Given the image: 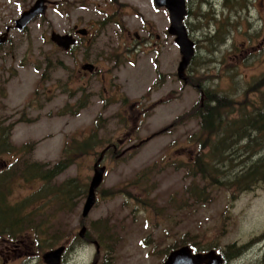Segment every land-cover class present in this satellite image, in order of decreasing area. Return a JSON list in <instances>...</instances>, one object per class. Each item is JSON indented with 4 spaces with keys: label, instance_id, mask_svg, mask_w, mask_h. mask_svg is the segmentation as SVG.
Masks as SVG:
<instances>
[{
    "label": "rangeland",
    "instance_id": "1",
    "mask_svg": "<svg viewBox=\"0 0 264 264\" xmlns=\"http://www.w3.org/2000/svg\"><path fill=\"white\" fill-rule=\"evenodd\" d=\"M37 1L0 0V34ZM48 1L46 15L14 30L0 50V143H10V152L27 148L18 158L0 149V178L10 172L9 188L0 192L10 206L30 200L27 212L49 234L0 237V264H45L44 255L61 246L68 249L64 264H164L183 244L222 256L229 246L246 247L230 263L223 257L225 264H264V188L238 193L194 176L204 155L212 157L213 141L206 144L194 113L208 94L226 97L235 120L242 111L264 110V30L232 27L230 1L223 11L224 0H186L185 26L196 50L186 84L178 76L182 55L169 34L170 15L153 0ZM76 25L90 30L88 41L69 52L54 46L52 33L73 34ZM86 64L95 72L83 71ZM196 86L204 90L203 102ZM98 125L101 143L49 188L17 169L31 162L48 171L63 158L67 141L89 138ZM114 145L118 152H107L100 164L106 173L97 204L83 219L94 165ZM235 150L234 158L246 155L241 144ZM244 159L227 162L224 177L241 170ZM76 180L86 197L62 212L45 192ZM198 194L207 200L198 201ZM12 216L1 213L0 226H12ZM83 227L88 240L80 238ZM9 241L23 246L17 250Z\"/></svg>",
    "mask_w": 264,
    "mask_h": 264
},
{
    "label": "trees",
    "instance_id": "2",
    "mask_svg": "<svg viewBox=\"0 0 264 264\" xmlns=\"http://www.w3.org/2000/svg\"><path fill=\"white\" fill-rule=\"evenodd\" d=\"M208 96L209 97L204 103V107L196 109L194 113H198L200 128L203 134L207 136L206 144L213 141L212 157L204 155L202 163H198L194 166L196 171L194 176L196 177L200 174L202 179L210 185L226 187L227 190H235L238 193L253 191L254 188L259 186L264 188V155L253 160L259 152L264 151V110H255L253 115L252 113L242 111L241 117L235 120L232 117L235 108L226 97L216 94H208ZM78 113L79 111L76 112V114ZM99 129H102L100 125H98L97 129L92 131L89 138L81 142H78L79 140L77 139L67 141L63 150V158L48 171H44L42 168L43 166L31 162L27 165L24 164L22 170L20 167H17V169L22 172L26 180L40 178L48 187L56 177L62 175L74 165L78 157L89 155L94 151L99 143H101L99 140ZM239 144L243 146L246 155H239L234 158L238 151L235 150V147ZM205 146L207 147L208 145ZM241 157H245L244 161L241 162L244 164L243 168L234 172L231 176L224 177L226 173L222 171L223 166H225L227 162L233 165L234 162ZM146 173L147 171L140 173L139 177L144 178ZM15 174L17 173L13 172V175ZM9 183L10 172H7L0 178V188L6 186V184L7 188H9ZM190 192H192V189H190ZM86 193L87 191L80 185L78 180L66 181L59 190L45 192L46 195L52 194L54 200L62 204V208H60L62 212H64L65 209L73 211L75 209L72 207L73 203L81 198H85ZM39 194L42 195V192ZM6 196V192H0V214L3 213L5 215L8 213L11 214V216L13 214V224L9 227L0 226V237L7 238L8 240H18L23 237L22 233L25 231H34L38 237L49 234V232H45L44 229L46 223L36 224L35 221L31 219L32 216H34V212H27L31 204L30 200H26L17 206H10ZM110 196H112V194ZM196 196L197 198L194 196L191 197L196 198L200 202H204L208 198L207 194L203 199H198L199 194ZM200 198H202V193ZM139 202V204L144 205L143 202ZM35 224L39 227L35 226ZM52 242L51 246H53L57 240ZM186 245L187 244H183L182 246ZM190 248L194 249L195 253L204 252L203 250H199L195 245L190 246ZM176 249H178V247L173 248L171 251ZM245 250L246 247L237 248L236 246H229L227 251L223 254L226 260L225 262L230 263L239 258Z\"/></svg>",
    "mask_w": 264,
    "mask_h": 264
},
{
    "label": "water",
    "instance_id": "3",
    "mask_svg": "<svg viewBox=\"0 0 264 264\" xmlns=\"http://www.w3.org/2000/svg\"><path fill=\"white\" fill-rule=\"evenodd\" d=\"M48 3V0H38L30 10H27L22 14L21 18L16 22V28L20 31H24L35 19L45 16L48 11ZM154 3L157 8L166 9L170 15L171 27L169 29V34L175 38V43L182 55V61L178 68V76L179 79L184 80L185 72L189 68L196 53L195 43L191 40L185 26V19L188 15L186 0H154ZM77 33L78 35L87 36L88 30L81 29ZM7 39L8 34L2 36L0 38V45L7 42ZM51 41L54 45L64 51H69L72 47L78 44V40L73 36L61 35L55 32L51 35ZM86 68L93 70V65H89ZM142 144L143 142L140 143V145ZM109 149L110 147L102 152L100 158L94 165V176L89 185L88 195L83 207V219H87L89 217L90 213L97 204V192L104 183L106 173V168L101 167L100 164L103 162L104 155ZM115 150H117L116 147ZM86 234L87 228L83 227L80 232V238L85 239ZM65 251L66 247L61 246L47 252L43 257L45 264H62ZM164 264H225V262L223 257L216 251H210L206 254L194 253L193 249L188 246H184L180 249L172 251Z\"/></svg>",
    "mask_w": 264,
    "mask_h": 264
},
{
    "label": "flooded vegetation",
    "instance_id": "4",
    "mask_svg": "<svg viewBox=\"0 0 264 264\" xmlns=\"http://www.w3.org/2000/svg\"><path fill=\"white\" fill-rule=\"evenodd\" d=\"M229 1H230L231 5H232V9H233V13H234L233 15L235 16V17H233V19L235 21L232 22V27L233 26L234 27L237 26V28H238L240 24L242 26H244L246 24L249 27L250 30H260V31L264 30V0H224V1L220 2V6H221L223 11L227 8L226 3L229 2ZM154 5H155V3H154ZM238 18H240L243 22L241 23V21L238 20ZM81 29H83V28H80L78 25H76L74 27V29H73V34H69V35L73 36L75 39H77L78 43L80 41H84V40L88 41L89 38L91 37L90 30H88V35L87 36L78 35L77 32L79 30H81ZM14 30L19 31V30H17V28L15 26V23H14V26H8L6 28V30H5V32L0 34V38H1V36L5 35V34H8V37H9L7 39V42H5L4 44L0 45V50L5 48L6 45L8 46L11 43V33ZM66 35H68V34H66ZM137 38L139 39V37H137ZM251 42H253V40H251ZM78 45L79 44H77L76 46L72 47L69 51H72ZM54 46H56V45H54ZM244 47H246V46H244ZM57 48L62 50V51H64L63 49H61L59 47H57ZM138 48H140V47L138 46ZM69 51H64V52H69ZM83 60H85L86 62H89L88 57L83 59ZM88 66H89L88 64L84 65L82 67V70L83 71H87L89 73L95 72V66H93V70H90V69L86 68ZM181 81H183L184 83L188 84V79L186 77L184 78V80H181ZM196 89L200 92L201 98H202V102H203L205 100L204 90L200 86H196ZM200 107L203 108L204 104L202 103ZM119 143L121 144V142H119ZM4 144H5V148L3 149L2 147H3ZM10 147H11L10 143H2L1 142L0 143V149L2 150L1 153L5 154V155H12L13 157L16 156V158L26 154L25 150H27V148L25 146L22 148V150L20 152H10L11 151ZM110 147H111V150H113L115 153L118 152V151L117 152L115 151V147L118 148L116 145L110 146ZM22 238H25V237L23 236ZM85 240H88V239H85ZM9 243H11L10 245L15 246V248L17 250L20 249L23 246V241H21L19 243H16L14 241H9ZM67 252H68V249L66 247L65 254L63 255L62 264H64V262L66 261ZM96 263L98 264V262H96Z\"/></svg>",
    "mask_w": 264,
    "mask_h": 264
}]
</instances>
